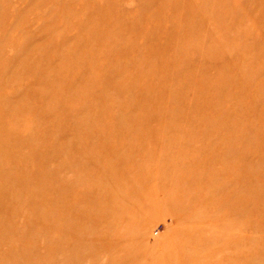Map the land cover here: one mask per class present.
<instances>
[{
    "label": "rangeland",
    "instance_id": "rangeland-1",
    "mask_svg": "<svg viewBox=\"0 0 264 264\" xmlns=\"http://www.w3.org/2000/svg\"><path fill=\"white\" fill-rule=\"evenodd\" d=\"M0 264H264V0H0Z\"/></svg>",
    "mask_w": 264,
    "mask_h": 264
}]
</instances>
